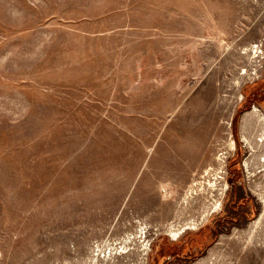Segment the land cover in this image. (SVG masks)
Returning <instances> with one entry per match:
<instances>
[{"label": "rangeland", "instance_id": "obj_1", "mask_svg": "<svg viewBox=\"0 0 264 264\" xmlns=\"http://www.w3.org/2000/svg\"><path fill=\"white\" fill-rule=\"evenodd\" d=\"M262 89L264 0H0V264H264Z\"/></svg>", "mask_w": 264, "mask_h": 264}, {"label": "flooded vegetation", "instance_id": "obj_2", "mask_svg": "<svg viewBox=\"0 0 264 264\" xmlns=\"http://www.w3.org/2000/svg\"><path fill=\"white\" fill-rule=\"evenodd\" d=\"M262 90H263L262 92L264 93V89H262ZM261 93H259V96L261 95ZM240 203H243V201H241ZM242 212L244 214L247 213L245 211H239V212H235V213L231 212L229 215H226L225 217H227V218L229 217L231 220H236L237 222H238V220H247L248 217L243 216Z\"/></svg>", "mask_w": 264, "mask_h": 264}, {"label": "bare ground", "instance_id": "obj_3", "mask_svg": "<svg viewBox=\"0 0 264 264\" xmlns=\"http://www.w3.org/2000/svg\"><path fill=\"white\" fill-rule=\"evenodd\" d=\"M217 204H219V203H217Z\"/></svg>", "mask_w": 264, "mask_h": 264}]
</instances>
